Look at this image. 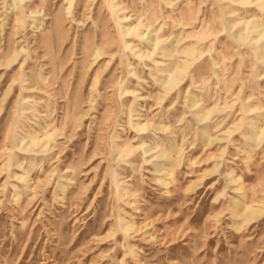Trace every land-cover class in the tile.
<instances>
[{"label":"rangeland","instance_id":"1","mask_svg":"<svg viewBox=\"0 0 264 264\" xmlns=\"http://www.w3.org/2000/svg\"><path fill=\"white\" fill-rule=\"evenodd\" d=\"M0 264H264V0H0Z\"/></svg>","mask_w":264,"mask_h":264}]
</instances>
